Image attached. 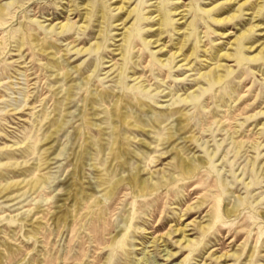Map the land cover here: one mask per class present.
I'll use <instances>...</instances> for the list:
<instances>
[{"label":"rangeland","instance_id":"374dc122","mask_svg":"<svg viewBox=\"0 0 264 264\" xmlns=\"http://www.w3.org/2000/svg\"><path fill=\"white\" fill-rule=\"evenodd\" d=\"M111 229L101 264H264V0H0V264Z\"/></svg>","mask_w":264,"mask_h":264},{"label":"bare ground","instance_id":"6f19581e","mask_svg":"<svg viewBox=\"0 0 264 264\" xmlns=\"http://www.w3.org/2000/svg\"><path fill=\"white\" fill-rule=\"evenodd\" d=\"M133 220H134V217L131 218L130 221H129V218L127 220V222L130 223V225H131V227H130L131 229L134 228V225H135V223L133 224ZM161 228H162L161 226L157 227L156 228V231H158ZM112 232H113V229H111L110 232H108L107 234H105V235H103L101 237V243H102V245L107 244L108 246H106V248H103L102 249V252L93 261V264H101V261H102L103 257L105 256V254H107L108 251H110L112 253L115 251V246L118 247V249L120 250V252L125 251L126 248L128 247V240H129L128 237H125L124 240L117 245L115 243L116 238L109 237L112 234ZM154 243H156V242H154ZM115 260H116V258H113V254H112V257H111L110 261L108 262V264H115Z\"/></svg>","mask_w":264,"mask_h":264}]
</instances>
